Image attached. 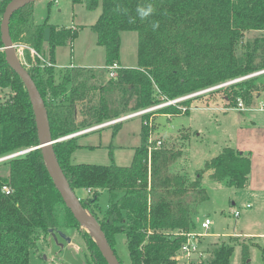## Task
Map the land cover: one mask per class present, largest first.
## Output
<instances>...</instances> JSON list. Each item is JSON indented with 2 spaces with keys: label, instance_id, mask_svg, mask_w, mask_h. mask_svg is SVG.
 <instances>
[{
  "label": "trees",
  "instance_id": "trees-1",
  "mask_svg": "<svg viewBox=\"0 0 264 264\" xmlns=\"http://www.w3.org/2000/svg\"><path fill=\"white\" fill-rule=\"evenodd\" d=\"M9 1L0 0V20ZM71 1L88 10L101 7L91 27L96 43L104 47L105 66L119 63V34L127 30L137 33V61L135 67L120 66L116 76L107 80L104 67H66L56 78L55 47L70 44L76 28L51 25L48 16L35 22L32 3L14 11L10 39L16 46H25L22 64L43 98L53 139L264 70V0ZM149 5L152 13L141 19L137 8ZM45 28L50 30L48 41ZM2 47L0 39V157L29 149L39 140L28 93L6 63ZM263 73L223 86L229 102L225 107L235 106L238 100L249 107L261 88L258 77ZM194 97L180 102L199 96ZM180 102L141 116L140 144L126 166L73 163V152L83 147L77 141L80 135L53 144L60 170L74 193L92 189L80 203L114 252L116 234L125 235L130 264H177L184 234L195 230L197 206L208 197L201 183L205 172L229 187L242 188L248 182L249 153L224 147L190 180L172 169L182 156V146L157 145L159 139L149 142L152 124L148 118L155 113H180ZM79 103L82 116L76 119ZM188 110L186 106L184 113ZM117 130L114 126L112 132ZM104 192L108 196L101 206ZM65 227L76 228L83 238L89 256L85 264H107L91 235L63 203L39 148L1 161L0 264H30L38 243H46L51 232ZM233 251L232 243L222 241L189 264H230ZM241 253V264H250L247 248Z\"/></svg>",
  "mask_w": 264,
  "mask_h": 264
},
{
  "label": "rangeland",
  "instance_id": "rangeland-1",
  "mask_svg": "<svg viewBox=\"0 0 264 264\" xmlns=\"http://www.w3.org/2000/svg\"><path fill=\"white\" fill-rule=\"evenodd\" d=\"M50 1L37 0L32 3L34 19L40 23L48 16V23L51 25L77 30L76 37L70 44L55 47L56 78L61 69L66 67H86L94 70L105 68L104 47L96 43V33L91 27L99 16L101 7L88 10L84 5L74 4L71 0H52L49 3ZM119 35L118 64L135 67L137 33L127 30L121 31ZM24 48L23 45L16 46L21 62L25 61ZM30 51L35 55L34 50ZM259 76L261 88L254 93L251 103L256 105V108L264 107V100L256 104L257 94H260L259 99H264V73ZM107 77L104 72L106 80ZM226 94L225 87H222L210 93L199 94V97L192 101L180 102V113L171 116L153 114L148 118V124H152L149 137L152 144L155 139H159L162 143L174 142L176 147L182 146V156L172 169L185 174L190 180L196 177L195 172L202 169L207 160L216 156L224 147L249 153L251 167L248 182L242 188L229 187L222 182L213 181L209 178L208 171L203 174L201 183L208 197L197 206L195 231L202 233V236L198 237L201 250L206 251L222 241L232 243L234 251L230 264L242 263L241 251L245 247L250 264H264V239L240 238L244 234L264 237V111L250 106L244 110L236 108V105L226 108L225 106L229 105ZM81 104L76 106V119L82 116ZM186 106L189 110L184 113ZM130 113L134 112L127 114ZM141 116H134L116 125L104 126L80 135L77 141L84 147L73 152L72 162L129 165L134 148L140 144ZM114 126H118L115 133L112 132ZM77 193L79 195V192ZM103 199L102 194L99 198L101 206L105 203ZM233 210H239V216L235 217ZM206 216L211 225L202 231L200 222ZM206 232L217 233L218 237H206ZM232 233H239L240 237L223 236ZM114 248L122 264H130L123 233L116 234ZM38 249L37 254L31 255L30 264H85L86 258L89 257L84 240L74 227L51 232L46 243H38Z\"/></svg>",
  "mask_w": 264,
  "mask_h": 264
},
{
  "label": "water",
  "instance_id": "water-1",
  "mask_svg": "<svg viewBox=\"0 0 264 264\" xmlns=\"http://www.w3.org/2000/svg\"><path fill=\"white\" fill-rule=\"evenodd\" d=\"M35 1L37 0H10L5 6L0 20V39L3 45L2 48L5 54L6 63L19 76L25 86L38 130V144L23 151L25 152L37 148L41 150L46 170L55 188L60 194L63 203L69 209L72 216L76 219L79 225L91 235L107 264H121L116 253L108 243L101 227L84 209L80 200L77 198L74 191L69 187L62 171L60 170L53 144L63 138H52L48 114L43 98L40 95L34 80L20 61L17 55L16 45H14L10 39L9 22L11 15L17 9ZM49 36L50 30L49 28H45L44 40L48 41Z\"/></svg>",
  "mask_w": 264,
  "mask_h": 264
},
{
  "label": "built area",
  "instance_id": "built-area-1",
  "mask_svg": "<svg viewBox=\"0 0 264 264\" xmlns=\"http://www.w3.org/2000/svg\"><path fill=\"white\" fill-rule=\"evenodd\" d=\"M119 67H120V65L117 62H114V63H112L110 65L105 66V70H106V73H107L108 77H115L116 76V72H117ZM263 72H264V70L256 72V73L248 75V76H245V77H242V78H239V79H235V80H232V81H228V82H225V83H222V84H218V85L209 87V88H207L205 90H202V91H199V92H195V93H192V94L184 95V96H181V97H178V98H174L172 100H167V101H165V102H163L161 104H157L155 106H152V107H149V108H146V109H143V110H139V111H136L134 113L122 115V116H120L118 118H114V119L109 120L107 122H104V123L98 124L96 126H92L90 128H86V129L80 130V131H78L76 133L70 134V135H68L66 137H63V139L69 138V137H72V136L85 134V133H87L89 131H93L95 129H99V128H102L104 126H108V125H113V124L119 123V122H121V121H123L125 119L131 118V117H134V116H138V115H143L144 113L150 112L152 110H155L156 108H159V107H162V106H165V105H168V104H176L177 102H180L182 100L194 97V96L202 94V93H206V92L215 90L217 88L226 86V85H228L230 83H233L235 81H239V80H241L243 78H246V77H249V76H253V75H257V74H260V73H263ZM235 107L240 109V110H244V109H248L249 108V107H246L241 100H238V102H237ZM259 109L263 110L264 107L260 106ZM149 142H152L150 137H149ZM160 143H161L160 140L156 141L157 145H159ZM21 153H24V151H20V152H17V153H13V154H9V155L0 157V162L3 161V160H6V159H8V158H10L12 156L21 154ZM2 190L5 191V192H9V188L7 186H3ZM77 192H79V195H78ZM77 192L75 194H76V196H77V198L79 200L84 199V198H86L87 196H89V195H91L93 193L92 189H90V188H84V189H81V190H79ZM102 194H103L104 198H107L108 195H107L106 192H104ZM232 213H233V215L235 217L239 216V214H240L239 210H233ZM210 224H211L210 219L209 218H204L200 222V229H202V231H205V230H207L209 228ZM184 235H185V241L180 246V248L178 250V253L176 255L177 264H189L191 262V260L199 259V258H202L204 256L203 250L200 249V242H199V238H198L199 236H202V233L193 230V231L186 232Z\"/></svg>",
  "mask_w": 264,
  "mask_h": 264
},
{
  "label": "crops",
  "instance_id": "crops-1",
  "mask_svg": "<svg viewBox=\"0 0 264 264\" xmlns=\"http://www.w3.org/2000/svg\"><path fill=\"white\" fill-rule=\"evenodd\" d=\"M34 20H35V19H34ZM35 22L38 23V21H36V20H35ZM120 65H121V64H120ZM103 66H104V65H103ZM103 66H102V67H103ZM259 95H260V94H257V95H256V97H258V99L255 97V98L257 99V101H256L257 103H256V104H259L260 101L264 100V99H261V98L259 99ZM263 102H264V101H263ZM250 108L258 109V111H264V109H263V110H259V107L256 108V105H254V106H253V105H250ZM166 116H167V115H166ZM85 145L88 146V144H85ZM82 146H83V145H82ZM83 147H84V146H83ZM237 150H238V149H237ZM239 151H240V150H239ZM74 152H75V151H74ZM241 152H242V151H241ZM242 153L245 154V152H242ZM250 160H251V157H250ZM103 197H104V196H103ZM103 200H105V198H104ZM205 218H208V216H206ZM210 225H211V224H210ZM205 235H206V237H211V238H217V237H218V234H217V233L209 234L208 232H206ZM244 235L247 236V237H245ZM244 235L240 237L239 233H232V234H225V235H223V236H231V237H234V238H235V237H240V238H251V239H254V240H263V239H264V237H256V236L251 237V236L248 235V234H244Z\"/></svg>",
  "mask_w": 264,
  "mask_h": 264
},
{
  "label": "clouds",
  "instance_id": "clouds-1",
  "mask_svg": "<svg viewBox=\"0 0 264 264\" xmlns=\"http://www.w3.org/2000/svg\"><path fill=\"white\" fill-rule=\"evenodd\" d=\"M152 11L153 9L150 5L146 8L144 7L137 8V13L141 19L148 17L152 13ZM156 26H157L156 24L153 25V27H156Z\"/></svg>",
  "mask_w": 264,
  "mask_h": 264
}]
</instances>
